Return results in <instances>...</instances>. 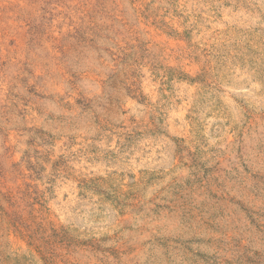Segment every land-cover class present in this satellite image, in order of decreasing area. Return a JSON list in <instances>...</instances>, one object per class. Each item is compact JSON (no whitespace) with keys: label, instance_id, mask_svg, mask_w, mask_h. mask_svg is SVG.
Masks as SVG:
<instances>
[{"label":"rangeland","instance_id":"1","mask_svg":"<svg viewBox=\"0 0 264 264\" xmlns=\"http://www.w3.org/2000/svg\"><path fill=\"white\" fill-rule=\"evenodd\" d=\"M0 264H264V0H0Z\"/></svg>","mask_w":264,"mask_h":264}]
</instances>
